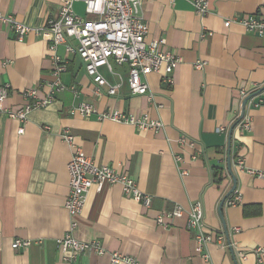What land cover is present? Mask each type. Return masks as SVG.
<instances>
[{
    "label": "crops",
    "instance_id": "obj_1",
    "mask_svg": "<svg viewBox=\"0 0 264 264\" xmlns=\"http://www.w3.org/2000/svg\"><path fill=\"white\" fill-rule=\"evenodd\" d=\"M62 2L0 0V12L39 26L58 16ZM208 2L211 12L202 16L193 0H143L146 40L164 38L181 59L171 86L159 73L147 76L151 99L132 94L129 66L113 60V71L100 68L108 84L97 94L82 59L60 45L57 52L68 61L62 75L68 88L45 108L32 110L24 123L0 113V264H111L114 252L134 256L141 264H264L254 251L264 247V176L247 171L264 172V36L238 23L224 26L236 15L264 13V0ZM75 8L85 14L83 2ZM204 32L209 34L202 36ZM51 54L49 42L40 36L30 33L18 41L10 26L0 23V84L9 86L7 107L25 104L26 89L37 88L38 97L49 92ZM198 61L205 62L203 68L195 65ZM110 85H118L116 95L108 93ZM242 90L252 95L245 112L251 128L235 127L231 137V163L242 199L236 205L225 203L221 216L219 205L233 183L227 170L229 130L242 109ZM82 102L100 111L148 113L163 128L142 131L96 114H72L70 109ZM221 126L227 132L219 131ZM64 129L97 164L127 174L152 198L147 206L125 195L119 184L91 188L72 234L85 242L99 241L107 253L87 252L72 263L63 260L57 245L72 220L65 202L73 148L60 137ZM240 157L245 169L237 166ZM215 170L221 172L220 180L214 179ZM194 202L203 204L206 225L223 232L231 244H207L208 260L195 249L186 216L157 222L161 212L176 205L188 210ZM17 239L32 243L15 249Z\"/></svg>",
    "mask_w": 264,
    "mask_h": 264
},
{
    "label": "built area",
    "instance_id": "obj_2",
    "mask_svg": "<svg viewBox=\"0 0 264 264\" xmlns=\"http://www.w3.org/2000/svg\"><path fill=\"white\" fill-rule=\"evenodd\" d=\"M77 2H83L85 14L93 15L95 18L79 14L75 8ZM142 5L143 0H63L58 16L48 18L45 23L39 26L26 24L12 15L0 12V23L10 26L16 40L22 41L28 34L34 33L49 42L54 77L53 81L49 83V92L43 97H38L37 88L26 89L24 96L28 101L19 108L5 105L9 95V86L0 84V113H5L24 123L32 110L45 108L56 99L57 92L68 88L62 81V75L68 68V61L58 54L60 45L65 46L67 53L78 55L82 59L87 74L93 79L97 94L100 93L103 86L108 84L100 68L105 66L108 70L113 71L112 60L117 64L129 66L128 83L132 94L147 95L149 99L152 98V94H149L147 80V76L152 73H159L162 81L171 86L174 82L172 74L181 59L167 47L164 38L146 40L148 25L141 14ZM193 5L196 12L202 16L211 12L208 0H193ZM233 23L241 24L247 31L264 36V13L236 15L227 18L224 21V26L229 27ZM208 34L209 32H204L202 36ZM195 65L198 68H203L205 62L198 61ZM71 89L77 93L74 86ZM117 89L118 85H110L108 93L116 95ZM247 96V92L242 90V99L244 100ZM258 105L257 103L256 106ZM241 111L237 119L240 117ZM70 112L84 117L96 114L101 120L129 124L142 131H159L163 128V123L153 119L148 113L137 114L117 109L100 111L93 104L86 102L73 106ZM236 127L241 130H250L251 118L244 115ZM218 129L221 132L228 130L224 126ZM24 130V127L21 126L19 133H23ZM60 137L73 148L72 157L67 164L69 194L65 202V207L72 220L69 230L57 239V245L63 253V260L72 263L87 252L98 255L107 253L99 241L85 242L72 234L78 226L77 218L84 209L91 188L94 187L97 191H101L106 184H119L125 195L143 201L147 206H150L152 198L144 194L137 186L136 181L127 174L119 172L109 165L97 164L80 145L75 143V137L69 129H64ZM185 140L186 138H181V141ZM193 144L191 142V145ZM176 160L181 161V157L176 156ZM237 166L241 169L246 168L243 158H238ZM247 171L253 175L264 176L262 171L251 168H247ZM241 199L240 192L235 191L225 203L236 205L241 202ZM185 216L188 227L194 233L195 249L203 253L206 260L209 259V254L204 252L207 244L215 243L222 248L231 246L223 232H218L206 225L204 207L201 202L192 203L188 210H185L181 205H176L170 211L161 212L157 217V222L162 224L167 218ZM31 243L32 241L29 239H17L12 247L15 249L21 246L28 248ZM254 251L259 258H264V247H257ZM240 255L242 258L246 257L244 253H240ZM110 256L111 264L120 262L141 264L137 258L131 255L114 252Z\"/></svg>",
    "mask_w": 264,
    "mask_h": 264
},
{
    "label": "water",
    "instance_id": "obj_3",
    "mask_svg": "<svg viewBox=\"0 0 264 264\" xmlns=\"http://www.w3.org/2000/svg\"><path fill=\"white\" fill-rule=\"evenodd\" d=\"M252 97V95L247 96L244 100H243V104H242V111H241V115L240 117L236 120V122L231 126L230 130H229V145H228V153H227V170L230 174V176L232 177V186L229 189V191L225 194V196L223 197L220 205H219V214L222 216V209L223 206L225 204V201L237 190V178L235 177L234 173H233V168H232V163H231V137H232V133L234 128L236 127V125L238 124V122L244 117L245 112H246V104L248 102V100ZM224 222V220H223ZM225 227V231L227 233V229H226V225L224 224ZM233 256L234 253L232 252Z\"/></svg>",
    "mask_w": 264,
    "mask_h": 264
},
{
    "label": "trees",
    "instance_id": "obj_4",
    "mask_svg": "<svg viewBox=\"0 0 264 264\" xmlns=\"http://www.w3.org/2000/svg\"><path fill=\"white\" fill-rule=\"evenodd\" d=\"M214 179L216 180H220L221 179V172H219L218 170L214 171Z\"/></svg>",
    "mask_w": 264,
    "mask_h": 264
},
{
    "label": "rangeland",
    "instance_id": "obj_5",
    "mask_svg": "<svg viewBox=\"0 0 264 264\" xmlns=\"http://www.w3.org/2000/svg\"><path fill=\"white\" fill-rule=\"evenodd\" d=\"M81 15L87 16L86 14L82 13Z\"/></svg>",
    "mask_w": 264,
    "mask_h": 264
}]
</instances>
